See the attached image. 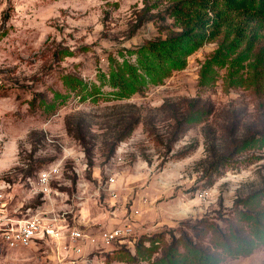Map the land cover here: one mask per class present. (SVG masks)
Listing matches in <instances>:
<instances>
[{
	"label": "rangeland",
	"instance_id": "rangeland-1",
	"mask_svg": "<svg viewBox=\"0 0 264 264\" xmlns=\"http://www.w3.org/2000/svg\"><path fill=\"white\" fill-rule=\"evenodd\" d=\"M173 2L0 0V204L63 235L17 249L0 236V264H196L194 249L264 264V28L238 63L242 47L212 61L220 36L129 98L108 85L111 67L138 69L139 47L180 31ZM56 163L43 194L37 175ZM122 225L133 235L116 253L72 254L68 230Z\"/></svg>",
	"mask_w": 264,
	"mask_h": 264
},
{
	"label": "trees",
	"instance_id": "trees-1",
	"mask_svg": "<svg viewBox=\"0 0 264 264\" xmlns=\"http://www.w3.org/2000/svg\"><path fill=\"white\" fill-rule=\"evenodd\" d=\"M168 15L180 31L163 40L147 42L135 51L138 55V69L142 73H138V69L127 62L110 68L108 85L116 90L115 97L118 99L129 98L141 91L146 78L154 83L171 71L182 68L185 57L205 42L220 36L224 42L213 56L214 63L221 64L222 60L227 59L239 47L242 49L233 59L236 63L241 57L245 59L250 56L252 44L260 39V31L264 28V0H174L168 8ZM255 60L264 61V45L258 50ZM210 65L211 61L203 66L202 76L210 69ZM68 79H65L66 83ZM193 119L190 115L185 121ZM261 140H264V135ZM117 243L103 253H116L119 250ZM194 253L197 254L196 264H218L212 255L198 249H194ZM179 260L180 258L174 260L168 254L160 259L161 264H177L180 263Z\"/></svg>",
	"mask_w": 264,
	"mask_h": 264
},
{
	"label": "built area",
	"instance_id": "built-area-1",
	"mask_svg": "<svg viewBox=\"0 0 264 264\" xmlns=\"http://www.w3.org/2000/svg\"><path fill=\"white\" fill-rule=\"evenodd\" d=\"M59 172V163L52 164L37 175L36 184L43 194L49 193V181L53 175ZM112 182V179H109ZM209 192L204 191L198 195V200L205 199ZM55 239L63 237L62 233L53 224H45L38 215L25 218H9L4 214L0 204V236L9 249L28 248L43 236ZM133 235V229L129 225H122L110 230H101L94 234L85 233L82 230L70 229L66 238L70 242V250L73 255H80L86 246L101 252L110 250L115 243Z\"/></svg>",
	"mask_w": 264,
	"mask_h": 264
}]
</instances>
